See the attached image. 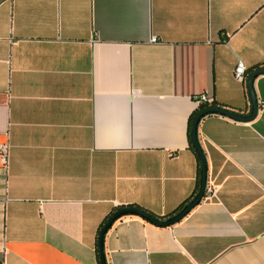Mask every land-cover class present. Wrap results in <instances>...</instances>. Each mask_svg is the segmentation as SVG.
I'll return each mask as SVG.
<instances>
[{
	"label": "crops",
	"instance_id": "0c3cea01",
	"mask_svg": "<svg viewBox=\"0 0 264 264\" xmlns=\"http://www.w3.org/2000/svg\"><path fill=\"white\" fill-rule=\"evenodd\" d=\"M239 61L264 66V0H0V264H99L118 206L176 214L200 181L195 95L250 111ZM254 87L255 119L199 124L216 195L169 226L118 219L108 264H264Z\"/></svg>",
	"mask_w": 264,
	"mask_h": 264
},
{
	"label": "water",
	"instance_id": "95a60500",
	"mask_svg": "<svg viewBox=\"0 0 264 264\" xmlns=\"http://www.w3.org/2000/svg\"><path fill=\"white\" fill-rule=\"evenodd\" d=\"M261 74H264V66L256 68L248 73L247 89L251 104V108L248 113H243L220 105H215L207 106L201 109L194 116L191 123L190 137L193 147L201 162L199 187L195 196L187 204H185L176 214L165 219H161L155 216L154 214L135 206H125L114 211L113 214L105 222L99 233L98 249L101 264H108L105 252V235L118 219L127 215H137L156 225L169 226L182 220L195 206H197L203 200L206 194V188L208 184V162L205 151L199 138V124L201 120L209 114H220L222 116H226L231 119L242 122H248L255 119L259 111V102L254 85L256 78Z\"/></svg>",
	"mask_w": 264,
	"mask_h": 264
},
{
	"label": "built area",
	"instance_id": "2783aa9c",
	"mask_svg": "<svg viewBox=\"0 0 264 264\" xmlns=\"http://www.w3.org/2000/svg\"><path fill=\"white\" fill-rule=\"evenodd\" d=\"M150 41L152 43H157L158 37L157 36H152ZM248 69L245 66V64L242 61H239L235 67L234 70V77L242 82H247V76H248ZM195 100L198 103V106L201 104H204L206 106H215V102L213 99L209 98L207 96L206 92H203L201 94L195 95ZM0 155L2 157V160L4 164H8V159H9V145L8 144H0ZM216 195V189L214 185H209L207 184L206 188V194L204 197H212Z\"/></svg>",
	"mask_w": 264,
	"mask_h": 264
},
{
	"label": "trees",
	"instance_id": "16d2710c",
	"mask_svg": "<svg viewBox=\"0 0 264 264\" xmlns=\"http://www.w3.org/2000/svg\"><path fill=\"white\" fill-rule=\"evenodd\" d=\"M252 71V69H248V72H251ZM205 107H207L206 105H204V104H201L200 106H198V108L194 111V113L192 114V117H191V121L193 120V118H194V116L201 110V109H203V108H205ZM189 140H190V146L194 149V147H193V144H192V141H191V137H189ZM195 150V149H194ZM201 163V162H200ZM199 185V184H198ZM190 199H191V197H189V198H187L184 202H182L175 210H174V212L175 211H178V210H180L185 204H187L189 201H190ZM131 206H135V207H139V208H141L140 206H138V205H131ZM123 207H125V206H118L117 208H116V210H118V209H120V208H123ZM143 209V208H142ZM115 210V211H116ZM145 210V209H144ZM147 211V210H146ZM148 212V211H147ZM113 214V212L112 213H110L108 216H106V218L103 220V222L101 223V225H100V230H101V228L103 227V225L105 224V222L108 220V218L111 216ZM98 251H99V249H98ZM99 264H101V262H100V260H99Z\"/></svg>",
	"mask_w": 264,
	"mask_h": 264
}]
</instances>
